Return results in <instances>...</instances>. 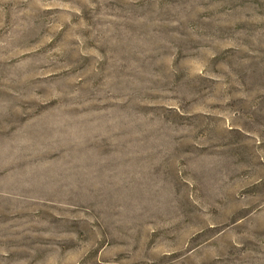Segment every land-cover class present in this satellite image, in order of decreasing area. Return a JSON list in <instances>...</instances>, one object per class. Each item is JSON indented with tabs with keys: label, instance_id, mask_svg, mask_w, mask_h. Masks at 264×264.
I'll use <instances>...</instances> for the list:
<instances>
[{
	"label": "rangeland",
	"instance_id": "1",
	"mask_svg": "<svg viewBox=\"0 0 264 264\" xmlns=\"http://www.w3.org/2000/svg\"><path fill=\"white\" fill-rule=\"evenodd\" d=\"M0 264H264V0H0Z\"/></svg>",
	"mask_w": 264,
	"mask_h": 264
}]
</instances>
